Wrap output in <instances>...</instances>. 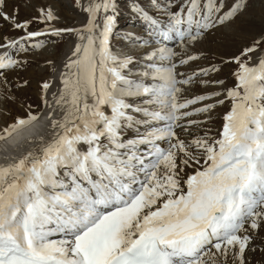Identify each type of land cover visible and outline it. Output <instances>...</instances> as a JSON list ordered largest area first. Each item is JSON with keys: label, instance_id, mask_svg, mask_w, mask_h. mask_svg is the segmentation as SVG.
Returning a JSON list of instances; mask_svg holds the SVG:
<instances>
[{"label": "snow or ice", "instance_id": "obj_1", "mask_svg": "<svg viewBox=\"0 0 264 264\" xmlns=\"http://www.w3.org/2000/svg\"><path fill=\"white\" fill-rule=\"evenodd\" d=\"M128 10L113 45L119 0H0V264H264V0Z\"/></svg>", "mask_w": 264, "mask_h": 264}, {"label": "rangeland", "instance_id": "obj_2", "mask_svg": "<svg viewBox=\"0 0 264 264\" xmlns=\"http://www.w3.org/2000/svg\"><path fill=\"white\" fill-rule=\"evenodd\" d=\"M33 2L36 4H39V3H42L43 0H33ZM119 5H120V15L118 17L116 30H115L113 37H112L113 45H118L121 42L120 38L124 32H127V31L140 32L141 31V24L133 18V16L130 14V12L128 10L129 0H119ZM257 7H258V5H257ZM21 15H26V13L22 12ZM61 16H62V20L60 23L69 24V25H71L74 22H79L80 20L83 19V17L80 16L79 14H70L67 11H65L64 9H61ZM33 27L35 28L36 25H33ZM51 39H54V38H51ZM69 43H70V40H68V39L62 41L58 46V52L61 54L66 52V50L69 46ZM203 50L207 54V59L209 61H211L213 59V53L214 52L216 54H219L220 52H229L230 53V52L234 51V47L229 45V46L217 48L216 45L209 44V45L204 46ZM49 51L50 50H46V51L42 52L41 54H39L38 55V57H39L38 63L31 62L29 64L28 70L24 73H20V75L28 77L27 73L30 74V72H28V71L33 70L34 73L31 76L35 80V83L37 84V87L35 88L36 85L31 82L30 86H28L24 89H21V94L24 95L23 100L25 103L40 104V100L38 98V80L40 77L48 75V70H46L47 68L44 67L43 57L48 56ZM45 53H46V55H45ZM197 63L200 64L201 66L205 65L204 60H199V61H197ZM193 67H195V65H193ZM230 68L234 69L235 65L234 64L230 65ZM220 76H221V78H224L226 80V85H228V86L232 85L233 78L231 77V75L228 74V69H225L224 72L220 73ZM57 80H58V77H57ZM58 86H59L58 82L54 80V82L52 83V85L50 87L52 88L53 91H55L58 88ZM212 87H215V86L209 85V89H211ZM198 91H199V89H198ZM226 107H227V105L218 106L217 109L215 110V113H214L215 118L211 124V128H212L213 133H215L219 129L221 122H222V114H223L224 110L226 109ZM13 108L21 109L19 106V103L16 105H13ZM5 119H10V117H6ZM0 120L4 121L1 117H0ZM1 121H0V123H1ZM207 127H209V125L203 126V128H207ZM203 128H202V130H203Z\"/></svg>", "mask_w": 264, "mask_h": 264}, {"label": "bare ground", "instance_id": "obj_3", "mask_svg": "<svg viewBox=\"0 0 264 264\" xmlns=\"http://www.w3.org/2000/svg\"><path fill=\"white\" fill-rule=\"evenodd\" d=\"M39 54H41V53H39ZM38 54V55H39ZM38 55H35L33 58H32V62H34V63H38V59H39V57H38ZM45 55H46V53H45ZM49 55V54H48ZM46 57V56H45ZM47 70V69H46ZM28 72H30V74L29 73H27L28 75V77L32 80L31 82L33 83V84H35L36 86H35V88L37 87V84L35 83V80L32 78V74L34 73V71L33 70H31V71H28ZM28 89V88H27ZM17 96H19V97H21L22 99H24V95L23 94H21V90H20V92L18 91L17 93ZM12 108H13V106H12ZM13 111H22V109H15V108H13ZM3 120L6 118V117H3V116H0ZM1 121V120H0ZM2 124H3V121H1V123H0V126H2ZM5 142H2L1 144H0V161H3V156H4V153H3V144H4Z\"/></svg>", "mask_w": 264, "mask_h": 264}]
</instances>
